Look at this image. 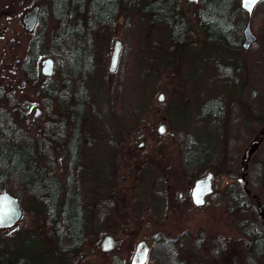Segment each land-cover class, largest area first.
<instances>
[{"label": "rangeland", "instance_id": "1", "mask_svg": "<svg viewBox=\"0 0 264 264\" xmlns=\"http://www.w3.org/2000/svg\"><path fill=\"white\" fill-rule=\"evenodd\" d=\"M34 5L0 0V87L16 101L3 97L0 103L12 116V137L40 146L43 167L51 170L53 164L63 182L71 174L81 178L85 233L72 252H58L65 240L49 235L45 214L24 198L18 224L0 229V264H133L143 240L152 247L145 264H164V243L177 264H264L248 232L264 234V4L253 12L257 40L247 49L245 12L238 47L219 39L228 36L202 28L199 2L180 0L187 23L184 37L178 28L181 41L170 40L169 28L151 15L138 14L130 23L122 15L113 27L92 32L91 55L88 44L80 47L78 59L91 70L71 78L68 97H52L50 111L41 69L42 59L52 55L40 56L37 79H28L21 68L30 40L23 18ZM38 24L51 46L56 22L48 8L39 12ZM117 39L120 60L111 71ZM51 48L61 58L57 76L67 77L66 47ZM79 89L87 98L81 115L74 109ZM162 122L175 136L158 132ZM77 129L80 171L78 162L70 164L69 143ZM255 138L263 141L243 170L242 158ZM5 143L10 146V139ZM185 148H199L197 155L208 148L206 158L190 163ZM210 170L214 191L196 206L192 184ZM8 186L20 190L14 178ZM107 234L117 240L111 251L101 249Z\"/></svg>", "mask_w": 264, "mask_h": 264}, {"label": "trees", "instance_id": "2", "mask_svg": "<svg viewBox=\"0 0 264 264\" xmlns=\"http://www.w3.org/2000/svg\"><path fill=\"white\" fill-rule=\"evenodd\" d=\"M33 4L40 5V13L48 8L56 22V27L50 34L51 46L55 48L56 45L61 44L66 47L67 77L60 78L56 71L61 68V58L57 52L52 51L50 44L45 45L48 38L46 32L40 24L30 31V40L21 64L24 75L28 79L39 77L38 60L41 55L50 54L55 59L54 73L46 75L42 83V90L47 94V100H44L47 111H50L52 97H68L71 92V78L77 77L78 73L83 70L84 72L91 70L87 66L83 68V62L78 59V55L81 52L80 47L86 44H88L89 55H91L92 44H89V41H91L92 32L105 27H113L122 15L126 16L127 23H130V19L141 13L151 15L154 21L164 22L170 30L169 39L172 41H181L187 30L186 19L180 8V0H33ZM262 4L264 0L260 1L256 8ZM173 7L176 11L175 16L171 14ZM200 12L203 29L209 28L212 32L228 36V39L219 38L223 44L227 45L226 40H228L231 47L240 45L239 28L243 21L241 15L243 12L245 16L247 15L246 10L241 7L240 0H201ZM175 21H181L182 26L175 24ZM178 28L183 29V37H179ZM235 29L237 33H234ZM88 59L91 63V58L88 57ZM10 93L11 91L6 90L4 86L0 87V99L5 97L10 104L16 103ZM75 97L78 102L74 109L78 115H81L84 113L87 100L86 90L79 89ZM6 110L0 103V178L3 180L0 190H9L21 201L24 198L29 199L32 206L47 217L45 222L49 225V235L53 236L54 233L55 237L61 236V239L65 240L63 243L65 246L57 248V251L72 252L74 248L83 243L85 233L81 178L77 179L71 174L68 180L63 182L56 175L53 164H51L53 167L51 170L47 166L43 167L39 163V145L26 143L23 141L24 137L21 139L16 138L17 135L12 137L9 128L13 119ZM78 131L77 129L75 133L76 138L70 141L69 148L70 164L78 162L80 171L82 169V139L77 134ZM6 138L10 139V146L5 143ZM202 147H205V143ZM198 150L199 148H185L184 155L187 161L193 164L204 161L208 148L205 154L197 155ZM12 178L19 183L20 190L8 186ZM263 221L264 219L260 221V226H263ZM253 230L248 231L254 240L253 247L256 249V255L262 257L264 256V234ZM160 241L164 243L162 237ZM164 246L161 249L165 252L167 260L163 263L177 264V260L172 262L173 256Z\"/></svg>", "mask_w": 264, "mask_h": 264}, {"label": "water", "instance_id": "3", "mask_svg": "<svg viewBox=\"0 0 264 264\" xmlns=\"http://www.w3.org/2000/svg\"><path fill=\"white\" fill-rule=\"evenodd\" d=\"M190 1H199V0H190ZM260 1L261 0H241V6L243 9L246 10L248 15V19L243 30L244 33L243 47L246 49L249 48L255 40H257V35L252 28V16L256 5ZM39 11H40V5L35 4L32 7V10H28L26 12L23 20L25 23V27L29 31L34 30L38 24ZM121 47H122V42L120 39H117L111 55V60L109 65V69L111 71H115L118 67L120 54H121ZM42 64L43 66L41 70L44 75H51L52 73H54L55 59L53 56H47L43 58ZM164 96H165L164 92H160L159 100H163ZM40 112L41 109L37 108L35 114L39 115ZM158 132L163 135L170 134L172 136H175L174 131L167 129L166 122H162L160 124V126L158 127ZM260 141L261 139L255 138L246 149L243 156V167H242L243 170L245 168V164L247 163L251 155L252 150L255 149L260 144ZM213 178H214V173L213 171L210 170L207 172L205 176H199L198 178L195 179L192 187V199L196 205L199 206L204 205L206 203V196L214 191ZM0 213H6L3 222H0V228L10 227L14 225L22 216L23 210L19 203L18 197L13 193H11L9 190H3L0 192ZM116 242L117 240L113 234H107L103 238V241L101 243V249L103 251H110L115 247ZM143 243H145V240L139 242L138 248ZM146 260L147 257L146 254L144 253V255H142L140 264L141 263L143 264Z\"/></svg>", "mask_w": 264, "mask_h": 264}, {"label": "flooded vegetation", "instance_id": "4", "mask_svg": "<svg viewBox=\"0 0 264 264\" xmlns=\"http://www.w3.org/2000/svg\"><path fill=\"white\" fill-rule=\"evenodd\" d=\"M192 2H196L197 4H198V2L200 3V6H201V0H199V1H192ZM199 13L201 14V12L199 11ZM199 14V15H200ZM189 31V30H188ZM261 140L263 141V138H261ZM242 162H243V158H242ZM204 176V175H203ZM244 179H246L247 180V178L246 177H244ZM195 181V180H194ZM194 183V182H193ZM192 187H193V184H192ZM190 194H191V198H192V188H191V190H190ZM212 194V193H211ZM16 195V194H15ZM183 195V193H180V196H182ZM209 195L210 194H208L207 196H206V202H207V200H208V197H209ZM17 196V195H16ZM18 197V196H17ZM18 200H19V203H20V205H21V207H22V210H23V213H22V216H21V218L23 217V215H24V213H25V209H24V206H23V204H22V201L19 199V197H18ZM192 202H193V199H192ZM193 204L194 205H196L194 202H193ZM196 206H199V205H196ZM46 217V216H45ZM21 218L14 224V225H12V226H10V227H5V228H0V229H9V228H14L17 224H18V222L21 220ZM46 219H47V217H46ZM151 252H152V247H150L149 246V244L145 241V243H143L142 245H140V247L138 248V246L136 247V249H135V253H134V257H133V259H132V261H133V264H140V262H141V259H142V255H144V253L146 254V257H147V260H149L148 259V256H151ZM146 262V261H145ZM147 263V262H146ZM145 264V263H144Z\"/></svg>", "mask_w": 264, "mask_h": 264}, {"label": "snow or ice", "instance_id": "5", "mask_svg": "<svg viewBox=\"0 0 264 264\" xmlns=\"http://www.w3.org/2000/svg\"><path fill=\"white\" fill-rule=\"evenodd\" d=\"M5 215H6V213H0V222H3Z\"/></svg>", "mask_w": 264, "mask_h": 264}]
</instances>
